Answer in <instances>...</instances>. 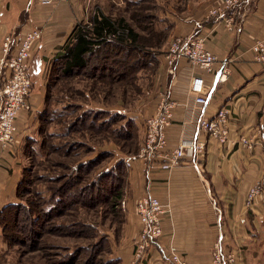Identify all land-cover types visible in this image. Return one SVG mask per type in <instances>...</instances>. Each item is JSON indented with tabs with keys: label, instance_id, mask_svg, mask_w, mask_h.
I'll use <instances>...</instances> for the list:
<instances>
[{
	"label": "crops",
	"instance_id": "obj_1",
	"mask_svg": "<svg viewBox=\"0 0 264 264\" xmlns=\"http://www.w3.org/2000/svg\"><path fill=\"white\" fill-rule=\"evenodd\" d=\"M218 1L186 0V9L174 20L176 33L205 34L206 47L217 57L213 72L203 73L206 85L214 87L204 113L211 117L222 106L229 110V140L220 144L200 134L206 144L200 159L201 176L189 165L146 174L141 162L127 161L136 193H151L169 203L171 209V219H166L162 235L138 264H167L169 244L192 264H210L211 246L220 235L223 249L235 254L236 264H264V193L251 207L245 206L247 189L264 171V64L256 62L251 51L254 40L264 33V0H241L231 31L204 17L205 11ZM108 2L55 0L42 4L38 0H0V57L4 36L11 35L13 47L26 29L33 27L42 32L30 58V77L38 84L29 96L33 111L18 116L15 143L0 145V210L16 202L26 136L33 133L34 111L44 107L45 89L41 86H46L54 60L72 38L75 26L90 24L95 8L108 14ZM223 67L227 73L220 82L217 78ZM158 74L165 80L155 85L150 114L162 92L182 102L175 108L174 123L167 130L168 139L174 141L190 108L186 96L191 71L182 60L176 64L175 73L168 75L161 58ZM241 136L251 138L253 147L241 146ZM124 228L125 235L134 242L139 220L127 215ZM1 231L0 226V253L5 248ZM117 253L115 258H122L126 250L122 248Z\"/></svg>",
	"mask_w": 264,
	"mask_h": 264
},
{
	"label": "rangeland",
	"instance_id": "obj_2",
	"mask_svg": "<svg viewBox=\"0 0 264 264\" xmlns=\"http://www.w3.org/2000/svg\"><path fill=\"white\" fill-rule=\"evenodd\" d=\"M109 4L105 8L113 16H122L128 25L138 34V44L145 51L154 54L153 62H149L148 67L142 68L132 73L125 80L91 81L84 75L75 74L68 78L60 76L56 71L55 75L51 73L43 85L44 95L40 110L34 111L32 134L26 136L24 145V162L22 164V174H25L26 183L20 187L26 189V194L21 197L25 202L42 203V200H48L50 191L49 183L44 176L53 174L45 170H56L54 174L65 173L64 164L61 169H57L61 163L77 164L80 161L89 158H95L99 153L106 151L104 156L94 167L91 178L96 177L109 166L117 163L121 158L126 162V173H122L121 187L119 188V200L125 201V209H122L119 203L112 207V202L108 204H98L91 208L83 206L73 207V216L54 219L52 224H58L59 221H66L70 224L74 219L78 222H84L92 225L95 232L88 238L84 233L93 231L91 229L77 230L76 233H70L61 230L39 231V234L32 239L26 235L27 220L24 214L16 216V220L10 219L8 225H11V232L17 239L15 244L8 245L3 238L5 248L0 253V264H57V260L63 256L72 255L70 264H129L133 254V246L138 237L133 240L125 235V222L127 215H132L138 220L134 211V202L140 193H136L133 184V175L129 173L128 160L136 152L144 138V119L151 112L149 107L151 95L160 80H165L164 76L158 74L161 58L167 49V46L174 36L185 33H176L177 24L174 17L186 9V0H108ZM100 9L95 8V11ZM207 11V10H206ZM205 11V12H206ZM191 34V33H190ZM116 42V41H115ZM156 60V61H155ZM163 65L164 61H163ZM164 77V78H163ZM51 82L50 91H46L47 85ZM34 84L30 91L36 88ZM30 96V95H29ZM48 112L43 115L45 123L41 121L44 108ZM110 110L120 111L125 119L120 116H114V122L110 128L118 129L121 134H130L129 138L123 139L113 137L107 131L96 133L87 132L83 136L86 142L85 147L75 148L74 155L64 157L58 148L68 141L80 140V135L74 133L65 136L66 122L79 116L87 110ZM33 111V108L29 113ZM26 111H21V113ZM28 113V112H27ZM19 114V115H20ZM42 118V119H43ZM134 123L133 126L126 123L129 119ZM126 123V125H124ZM43 126V128H42ZM121 126V127H120ZM111 130V129H110ZM54 163L55 167H50ZM26 170V171H25ZM30 170V171H29ZM132 181V182H131ZM113 200V199H112ZM20 200L16 198V202ZM116 203V202H114ZM115 209L114 210L112 209ZM131 211V212H130ZM68 214H71L68 212ZM56 222V223H55ZM94 227V228H93ZM140 229V228H139ZM56 232V233H54ZM84 232V233H83ZM35 235V234H34ZM33 235V236H34ZM97 243L94 250L90 251V246ZM124 248L125 256L115 258L117 250ZM124 254V253H123ZM233 264H236L233 263Z\"/></svg>",
	"mask_w": 264,
	"mask_h": 264
},
{
	"label": "built area",
	"instance_id": "obj_3",
	"mask_svg": "<svg viewBox=\"0 0 264 264\" xmlns=\"http://www.w3.org/2000/svg\"><path fill=\"white\" fill-rule=\"evenodd\" d=\"M48 4L55 0H38ZM241 0H220L209 7L205 19H214L227 30L234 29ZM126 32L118 31L109 34L110 40L116 41L118 36L126 37ZM42 32L38 28L26 29L19 41L12 47L11 35L2 40V56L0 57V145L11 146L15 143L17 118L21 111L29 112L32 104L29 100L33 81L30 77V58L33 46L41 39ZM206 35L191 33L171 38L163 55L165 70L168 75L175 73L176 64L186 61L191 71L190 84L187 87L186 102L190 108L187 116L180 124L177 138L170 141L167 130L174 123V110L182 104L167 95L160 94L155 110L144 119V138L137 152L130 156L142 163V169L150 174L155 169L170 172L181 165H189L198 176L202 168L200 159L205 150V141L200 134H205L220 144L229 140V110L222 106L213 114L205 116V108L210 102L214 87H208L203 73H212L217 57L205 45ZM256 62L264 64V33L257 37L251 45ZM221 76L217 81L226 78V68H221ZM264 141V140H263ZM238 143L244 148H252L254 142L247 136H241ZM264 193V171L251 185L245 194V206L253 205L257 196ZM120 206L125 209V201ZM134 211L140 223L138 237L133 246V254L129 264H138L150 246L163 233L166 219H171L169 203L162 202L151 193L139 195L134 202ZM236 256L225 251L220 238H217L210 249V264H233ZM167 264H192L185 260L169 244Z\"/></svg>",
	"mask_w": 264,
	"mask_h": 264
},
{
	"label": "trees",
	"instance_id": "obj_4",
	"mask_svg": "<svg viewBox=\"0 0 264 264\" xmlns=\"http://www.w3.org/2000/svg\"><path fill=\"white\" fill-rule=\"evenodd\" d=\"M118 31L126 32L124 36H118L116 42L108 38L109 34H116ZM72 38L68 40L62 53L58 54L52 65V76L56 71L60 72V76L65 78L72 75L79 74L84 75L91 81H105L109 80H125L132 73L138 70L148 67L149 62H153L154 54L149 51H145L139 46L138 34L131 28L124 17L113 16L104 14L101 11H95L90 18V24L88 25H76L72 31ZM156 61V60H155ZM51 82L47 85L46 91H50ZM48 112L47 107L44 108L42 117L40 118L45 123V115ZM125 119L124 114L120 111L103 110H87L83 111L79 116L66 122V130L64 135L70 137V134L80 135V140L68 141V144H64L60 150V153L64 157L76 156L74 155L75 148L85 147L86 142L83 140V136L87 132L96 133L101 131H107L113 137L127 139L132 134H121L118 129H112L110 126L114 122V116H120ZM43 118V119H42ZM128 125L133 126V122L126 119ZM126 123L124 125H126ZM121 127V126H120ZM43 128V126H42ZM111 129V130H110ZM137 152V151H136ZM136 152L128 155H134ZM106 151L99 153L95 158H89L84 161H80L77 164L61 163L57 166V169H61V165L64 164L65 173L54 174L56 170L47 169V173H51V176H44V179L49 183L48 190L50 196L48 200H42V203L38 205L31 202H23L21 197L26 194V189L20 187L22 184L31 185L26 183L25 174H22L20 181L16 187V198L19 202L9 203L0 210V226L3 231V238L8 245L15 244L17 240L11 232V225H8V221L12 219L16 220V216L24 214L27 220L26 235L29 239H33L36 234L40 235L39 231H49L51 234L53 231L59 232L63 227V223L66 221H59L58 224H52L54 219L61 217L73 216V207L83 206L84 208H93L98 204H108L112 202V207L118 205L119 200V188L121 187L122 173H126V162L122 158L115 164L109 166L103 172L99 173L96 177L91 178V173L97 163L106 156ZM50 167H55L54 163ZM26 171V170H25ZM30 171V170H29ZM91 175V176H90ZM113 199V200H112ZM116 202V203H114ZM116 208V207H115ZM112 210L115 209L113 208ZM71 213V214H68ZM74 219L70 224L66 223L65 227L61 230L76 233L77 230L92 229L91 224L84 222H78ZM56 223V222H55ZM94 228V227H93ZM54 232V233H56ZM95 230L82 235H87L88 238L92 237ZM35 234V235H34ZM34 235V236H33ZM97 246L93 243L90 246V251L94 250ZM74 259V256H63L56 261L57 264H70ZM71 261V262H70Z\"/></svg>",
	"mask_w": 264,
	"mask_h": 264
}]
</instances>
